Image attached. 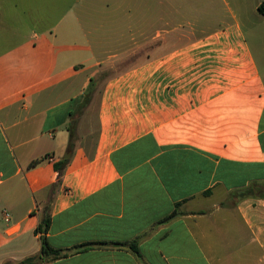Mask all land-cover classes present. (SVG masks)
<instances>
[{
  "label": "crops",
  "instance_id": "0c3cea01",
  "mask_svg": "<svg viewBox=\"0 0 264 264\" xmlns=\"http://www.w3.org/2000/svg\"><path fill=\"white\" fill-rule=\"evenodd\" d=\"M26 1L0 0V264H264L263 0Z\"/></svg>",
  "mask_w": 264,
  "mask_h": 264
},
{
  "label": "rangeland",
  "instance_id": "374dc122",
  "mask_svg": "<svg viewBox=\"0 0 264 264\" xmlns=\"http://www.w3.org/2000/svg\"><path fill=\"white\" fill-rule=\"evenodd\" d=\"M72 1L73 0H64V6L66 7V9H67L68 5L72 4ZM32 2H33V4L35 3L34 0L26 1V3H28V4H30ZM48 4H49L48 5V14H50V16H52L54 14H57V12H60V10H58V11L56 10V4H55V2L53 0H48ZM80 8H81L82 15L84 17L85 16L87 17L89 6L81 5ZM115 9L116 8L114 7V9L111 10L109 13L110 14H117V12L114 11ZM133 21H135V20H133ZM134 39H132V38H129V39L128 38H126V39L119 38L118 39L119 40L118 44L113 42V44L111 45V48L113 50H115L117 47H119V46L121 47L122 46L123 48L131 49L136 44ZM137 56H138L137 53H132V55L129 56L128 60L122 61V62L117 63L116 65H114L112 67H108V68L102 70V72L97 77V80H96L97 82H96L95 88L92 89L93 92L99 90L100 83H102V81L106 77H108V76H110V75H112L114 73H117L118 71L124 69L128 64H130L133 60H135ZM40 262H41L40 260L37 261V264H39Z\"/></svg>",
  "mask_w": 264,
  "mask_h": 264
},
{
  "label": "trees",
  "instance_id": "16d2710c",
  "mask_svg": "<svg viewBox=\"0 0 264 264\" xmlns=\"http://www.w3.org/2000/svg\"><path fill=\"white\" fill-rule=\"evenodd\" d=\"M259 12L264 16V0L260 3L258 7ZM71 130V128H70ZM73 139V132L70 131V140ZM41 160H34L30 163V167H33L37 165ZM244 195V194H243ZM49 224V219H46L42 222V224L37 228L36 232H41L45 233L47 231V227ZM41 243H42V248H41V259H56L62 256L61 250L58 249H53L49 246L47 239L45 236H41ZM44 257V258H43ZM37 261H39L36 257H29L23 261H21L19 264H37ZM9 264V263H5Z\"/></svg>",
  "mask_w": 264,
  "mask_h": 264
}]
</instances>
